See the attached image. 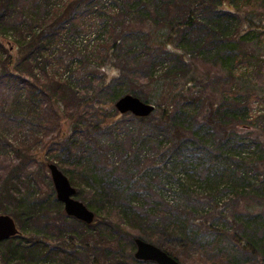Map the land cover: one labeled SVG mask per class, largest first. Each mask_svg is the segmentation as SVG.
Listing matches in <instances>:
<instances>
[{"label":"trees","instance_id":"16d2710c","mask_svg":"<svg viewBox=\"0 0 264 264\" xmlns=\"http://www.w3.org/2000/svg\"><path fill=\"white\" fill-rule=\"evenodd\" d=\"M74 1L76 0H67L68 3ZM171 1L118 0L120 4L118 6H116L117 4L112 7L108 6L109 11L107 12H105V6L95 4L91 11L81 18L80 15L67 16L70 5L62 3L60 0H41L39 4L42 6V14L40 16L37 13L40 10L39 5H36V8H33L32 11H26L31 0H0V38L3 39L0 40V203L6 196H14V199L8 198V201H10L8 207H2L1 204L0 214L10 215L17 227H21L20 222L28 213L25 211L30 210L25 195L36 184V179L27 176L25 166L37 164L40 152L44 151L51 154L55 151L54 144L59 143V141H54V139L64 136L60 120L66 116V113H64V110L61 111L58 101L60 100L63 107H66L69 100L66 99L64 92L61 93L53 89V86L58 87L61 85L62 89L64 86H69L67 78H63L58 73L61 69L73 68L74 76L78 79H86L87 77L89 79H101V86L97 87L95 92L103 91L104 94H107V98H101L98 94L94 97L89 95L83 101L74 103L72 105L73 109L67 115L70 122L72 120L77 122L82 117L80 111L85 110L84 107L82 108L83 104H85V107L100 106L103 111H106L102 122L109 118L107 113L114 111L112 116L116 122L120 120L122 114L130 115L136 121H142L151 115L137 117L128 112L121 114L116 111L114 103L124 94L139 97L138 95L143 93L140 99L152 104L154 106L153 112L156 110L161 120L168 121L176 102H180L184 107H192L189 103L199 97V95L194 94V88L197 87L199 82L207 84L213 76H234L232 74L233 67L249 62V59L252 58H255V61L252 62L259 68V71L264 68V14L253 7V0H213V5L203 4L198 7L202 11L201 15H198L195 10L192 11L198 3L194 1L189 5V10L176 23L161 21L157 18L161 14L156 13V3L159 5L160 2L158 10L160 13L166 12V18ZM120 12L124 13L122 19L117 15ZM140 12H144L145 18L142 17ZM36 20L38 23L34 24ZM192 25H205L203 41L206 49L202 57L209 60V62L204 68H198L192 59L194 50L191 48V41L184 38V35L178 37L179 26L184 28L181 31L197 27ZM135 31L144 33L146 45L151 50L153 49L152 52H158L159 54L173 53L184 64L188 65V69L175 75L170 74L166 69L165 71L164 69L157 70L156 66L152 64L158 62L159 59L157 56H152L149 57L150 61L148 60L147 63L142 64L148 67L152 65L149 73L135 75L139 89L130 88L127 90L123 88L124 82L121 80V70L114 64L112 53H114V48H117V50L120 48V51L128 53L124 44L128 34ZM110 35H115L114 37L117 40L110 43ZM225 39L230 45L241 44L247 51L249 49L254 51L256 48L261 47V52L251 56L246 52L242 58L248 60H243V62L235 58L233 66L228 58H220L218 62L211 55L210 46L219 41L223 42ZM9 41L14 44L16 57L11 49L6 48L4 45ZM74 41H77L80 46H72ZM129 58L133 62L140 59V55L131 53ZM248 71V69L239 71V74L233 77L232 85H229L227 90H219L218 87L208 85L210 89H205L200 95L205 99V108H208L205 113L207 122L211 121L210 116L213 109L220 108L223 104V96L232 94V97L238 95H248L247 98L258 97L257 94L246 92L249 88L247 83ZM225 87L226 85H224ZM53 90L59 94V99H55L57 96L54 98ZM82 102L83 104L80 105ZM248 108V105L243 104L242 106L235 101L234 116L231 114V117L237 123L230 124L229 130L235 133L240 131L251 133L258 140L257 148L249 152L246 143V145H233L234 148L228 149V141L223 137L219 142L223 144L220 148L222 152L232 157L234 168L233 166H227L226 171L217 178V182L211 179L209 172L202 177L203 179L194 178L188 173V166L175 170L174 175L166 173L164 176L171 175L170 178L162 179L168 182L170 187L173 186L175 193L183 195L190 192L191 195L202 194L208 197L210 195L218 196L222 191H233V196L237 201L229 214L219 212L222 209V201L219 204L218 200L213 204L210 202L202 207L203 213L200 217H197L198 221L201 222L200 224H204V227L215 231L216 242L224 236V233L219 229V223L216 227L214 226L215 224L212 223L213 218L215 216L219 218L222 215L223 223L221 225L223 224V226L225 221L230 224L236 221L241 227V231L230 233V238L240 248L251 252L261 261V264H264V248H260V245L264 246V214H262L264 211V180L260 178L258 172L264 167V162L261 160V156L256 161L253 158L256 152L264 151V125H258L257 119L251 117ZM224 110V113H230L227 108ZM117 116L119 117L115 118ZM236 117L239 118L236 119ZM107 125L106 127H108ZM176 126L171 129V133L175 141H181V138L186 135L185 131L188 127V125L186 126V118L176 119ZM221 130L222 136H228L227 131L223 128ZM114 142L119 143L120 141L115 140ZM72 147H75V142H70V148L72 149ZM75 148L79 150L77 147ZM97 150L98 154L102 153L99 148ZM123 150L127 154H130V151H132V154L134 152L130 146H123ZM83 152L86 154V151H82V155L74 161V164L84 156ZM132 154L130 156H134ZM50 160H54V158ZM244 160L253 162L251 169L246 166L242 167L246 165L243 164ZM239 162L241 163L238 167L237 163ZM60 165L62 167V164ZM91 167H93L92 164L87 161L76 165V168L92 173ZM239 168L241 169L239 170ZM232 169H235V172ZM12 172H15V177H12ZM143 173L144 175L141 176ZM136 174L142 179L147 178L146 170L141 172V169H139ZM254 175L255 177H253ZM66 176L71 185L76 186L73 174L69 172V175L66 174ZM198 191L202 193H197ZM132 193L136 197L137 195L142 197L139 190H134ZM103 194L104 191L99 193L101 197ZM75 195L79 196L76 189ZM13 201H15V205L12 203ZM82 203L88 207L87 202ZM90 206L93 207L91 204ZM158 206L159 204L154 203L146 212L145 210H143L144 212H135L131 202L123 204L124 213L129 212L127 218H124V213L116 214L114 210L110 211L111 214L115 213L112 217L118 221V224L123 223L127 229L135 232L132 233V238L127 240L131 251L128 252V260L121 257L120 260L113 261L114 264L150 263L151 261L138 260L134 257V239L147 236V241L152 243V241H156L158 234L169 235L172 238L175 243H171L169 240H160L158 246L181 264H204L209 253H211L210 256L213 255V258L223 262L224 257H222V253L218 254L219 247H217V243L208 246L204 242L188 241L187 236H190L187 235V222L179 219L170 210L171 207L165 208L163 206L159 208ZM98 209L102 208L96 206L95 211L93 210L94 218L92 222L84 223L83 227L93 225V222L97 220ZM45 223L49 224V221H40L37 228L29 233L26 232L28 231L26 228H21V231L18 229V235L0 243V249L5 251L4 259H6V263L10 259V261L14 260L16 264H43L44 262L78 264V258L73 259L70 257L71 251H67L69 248L76 247L75 243L84 246L97 245L100 249L114 247V243L111 242L112 239L107 237L109 241L106 238V240L104 238L102 240L100 238L96 239L95 236L85 234L83 231L77 232L76 237L68 238L65 245L59 242L58 244L53 243L55 246L49 245L46 242L52 243L55 238L53 241H48V238L43 234L53 231L50 227L46 229ZM123 229L125 228L123 227ZM141 229H145V232ZM155 233H157L156 236ZM171 235H177L181 241H177ZM60 237L61 235H58L56 239ZM62 246L68 249H61ZM259 249H262V254ZM124 258L127 261H123ZM97 261L91 256L87 260V264H95ZM100 262L101 260H99V264ZM80 263L85 264L86 261ZM105 263L111 264L112 262L105 259Z\"/></svg>","mask_w":264,"mask_h":264},{"label":"rangeland","instance_id":"374dc122","mask_svg":"<svg viewBox=\"0 0 264 264\" xmlns=\"http://www.w3.org/2000/svg\"><path fill=\"white\" fill-rule=\"evenodd\" d=\"M60 1L70 5V11L67 12V16L80 15L81 18L84 17V14L87 12L89 13L95 4L105 6V12L109 11L108 6L112 7L115 4H117L116 6L120 4L118 0H76L72 3H68L67 0ZM194 1L198 3L192 11L195 10L198 15H201L202 12L198 9L199 6L203 4L213 5V0H172L167 9V11H169L168 15L165 18L166 12H164V14L160 13L158 10L160 5L159 2V5L156 3V13L161 15L157 18L168 23H176L189 10V5ZM40 2L41 0H31L26 11H32L33 8H36V5H39L40 10L37 13L40 16L42 14ZM253 7L264 14V0H253ZM144 12H140V14L145 18ZM117 15H119L121 19L124 17L122 16L124 15L123 12ZM114 17L117 19L116 16ZM35 23H38L37 20L34 24ZM192 26L197 27L181 31L184 28L179 26L178 29H180V32L179 35H177L178 37L184 35V38L191 41V48L194 50L193 55L191 54L192 59L195 61V65L198 66V68H204L209 62V60L203 59L202 57L206 49L203 41L205 25ZM114 36L115 35H110V43L117 40ZM0 40L3 39L0 38ZM8 44L12 46L10 47ZM4 45L6 48L9 47L16 57V50L13 42L9 41L7 44L4 43ZM72 46L79 47L80 44L74 41ZM124 46L128 50V53L120 51V48L118 50L114 48V53H112V55L114 56V64L121 70L120 76L121 80L124 82L123 88L127 90L130 88L139 89L135 75L139 73H143L144 75L148 74L152 65L156 66L157 70L161 71L164 69L165 71L166 69L167 72L174 75L183 73L188 69V65L184 64V62L173 53L159 54L158 52H152L153 49L151 50L146 45L144 33L140 31L129 33ZM210 47V52L214 59L219 62L220 58H228V60H231L232 66L235 58L241 61L248 60L242 58L243 54L246 52H248L250 56L252 54L257 55L258 52H261V47L256 48L254 51L251 49L247 51L241 44L230 45L226 39ZM131 53H138L140 59L132 62L131 58H129ZM152 56H157L159 59L158 62L153 63L151 67L142 65L143 63H147L149 57ZM252 61H255V58L249 59V62L243 61V64H239L235 68L233 67L232 74L236 76L239 74V71L248 69L247 83L249 88H247L246 92L257 94L258 97L247 98L248 95L232 97V94L223 96V104L220 108L213 109L210 122H207L205 119V113L208 108H205V99L200 95H202L205 89L209 90V86L218 87L219 90L229 89V85L231 86L233 82L232 79L234 76L232 75H226V77L213 76L207 84L199 82L197 87L194 88V94L199 95V97H196L189 103L192 107H184L180 102H176L168 121L161 120L155 110L142 121H136L130 115L122 114L121 118H119L120 120L116 122L112 116L114 111H111L107 113L109 118L102 122L106 111H103L100 106L96 105L85 107V104L82 102L80 105L83 104L82 108H85L83 112L80 111L82 117L77 122H73V120L70 122L67 115H69L68 113L73 109L72 105H74V103L83 101V99L89 95L94 97L98 94L101 98H107V94H104L103 91L95 92L97 87L101 86V79H89V77L86 79H78L74 76L73 68L61 69L58 73L61 74L63 78H67L70 88L68 89L69 86H64L63 90L60 85L58 87L53 86V89L61 93L64 92L66 99L69 100L66 107H63L60 100L58 101L61 111L64 110V113H66V116L60 120L64 136L54 139V141H59V143L54 144L56 147L55 151L51 152V154L42 151L37 159V164L28 165V167L25 166V172L28 173L27 176L36 179V184L31 188V191L25 195L30 210L28 211L27 209L25 211L28 213H26L23 220L20 222L21 227L18 226V229L21 231V228H26L28 230L26 232H33L32 230L37 228L40 221H49V224H44L46 225L45 228L47 229L50 227L53 231L43 234L48 238V241H53L55 238V241L52 243L46 242L52 246H55L54 244H58V242L65 245L68 238L76 237L79 231H83L85 234H91L95 236L96 239L100 238V240L107 237L113 240L111 241L114 243L113 248L100 249L97 245L84 246L75 243L76 247L72 249L65 248L64 246H62L61 249H68L67 251H71L70 257L73 259L78 258V264H81V261L82 263L86 261L85 264H87V260L91 256L98 260L95 264H99V260H101L100 264H106L107 262L105 263V259L110 260L112 262L111 264H114L113 261L120 260L121 257H125L128 260V252L131 251L130 244L127 243V240L132 238L131 236H133L135 232L134 230L132 232L127 229L121 222V225L118 224V221L112 217L113 214L124 213L125 208L123 204L129 202H131V206L135 212H144L143 210L146 212L151 205L157 203L159 204V208L163 206L165 208L171 207L170 210L173 211L179 219L187 222V235L190 236H187L188 241L191 240L198 243L204 242L208 246L212 243L218 244V254L220 255V253H222V257H224L223 262L213 258V255L210 256L211 253H209L208 259L204 264H261V261H259L257 257L251 252L240 248L238 244L230 238V233H239L241 231V227L236 221L231 224L225 221L223 226V224L221 225V223H223L222 215L218 214L220 215L219 218L216 216L213 218L212 223L215 224L214 226L216 227L219 223L218 227L224 233V236L219 238L217 242L215 231L204 227V224H200L201 222L198 221L199 219L197 217H200L203 213L202 207L207 205V203L211 202V204H213L218 200L219 204H221L222 201V209L219 212L229 214L235 207L237 201L233 196V191H222L218 196L210 195L208 197L202 194L191 195L190 192L183 195L175 193L173 186L170 187V184L164 180L174 175L173 173L175 170L188 166V173L194 176V178L203 179L202 177L209 172V175L212 177L211 179L217 182V178L226 171L227 166H233L234 168L232 157L222 152L220 149L223 146V144L219 143L221 137L228 141V149L234 148L233 145H246V143L248 144L247 150H249V152L257 148L258 140L252 136L251 133H242L241 131L235 133L229 130L230 124L233 125L237 123L231 117V114L233 115V109L235 108V101L242 106L243 104L248 105L251 117L257 119L258 125H264V68L259 71V68H257ZM224 85H226L225 88ZM142 94L143 93L138 95L139 98L142 97ZM58 97L59 94L54 91V98L59 99ZM226 108L230 113H224V109ZM118 117L119 116L115 118ZM182 118H186V126L188 125L185 131L186 135L181 138V141H175L171 129L176 126V119ZM238 118L239 117H236V119ZM106 125L108 127H106ZM221 128L227 131L228 136H222ZM115 140L120 142L115 143ZM70 142H75V147L79 150L75 147L71 149ZM123 146H130L134 151L133 154L132 151H130V154H127V152L124 153ZM97 148H99L102 153L98 154ZM82 151H86V154L83 152L84 156L79 159V162L74 164V161L82 155ZM131 154L135 157L130 156ZM260 156L261 160L264 162V151L256 152L253 158L256 161ZM52 158H54V160H50ZM80 161L82 163L84 161L91 163L93 166L91 167L92 173L76 168V165L81 163ZM244 161L243 164L246 165L242 167L246 166L251 169L253 162L251 160ZM48 163L57 165L65 175H69V172L73 174L76 183V186H73L79 194V196H73L75 199L81 202H87L89 209L92 211L96 206L102 208L98 209L99 213L97 220L93 222L91 227H83V222L64 212L63 204L56 198L53 182L47 168ZM240 163L241 162L237 163L238 167ZM60 164H62V167ZM241 168H239V170ZM139 169H141V172L146 170V179L137 176L136 172ZM255 169L258 170L256 167ZM232 170L235 172V169ZM258 172L260 178L264 180V167ZM14 173L15 172H12V177H15ZM166 173H171V175L166 177L164 176ZM143 175L144 173L141 176ZM253 177H255V175ZM154 185L156 187H153ZM134 190L141 191L142 197H140V195L136 197L132 193ZM103 191L104 194L101 197L99 193ZM197 193L202 192L198 191ZM10 197L14 199V196L8 195L5 197L6 199L4 198L0 203V206L2 204V207H8L10 203L8 198ZM12 203L15 205V201ZM89 203L93 207H91ZM111 210H114L115 213L111 214ZM128 214L129 212L124 213V218H127ZM262 214H264V211ZM49 219L52 220L50 221ZM124 220L127 222L126 219ZM123 227L125 229H123ZM142 231L145 232V229ZM23 233H25V231H23ZM113 233L116 234L114 235ZM58 235H61V237L56 239ZM156 235L157 233H155V236ZM171 236L176 238L177 241L180 240V237L177 235ZM142 238L146 241L148 240L147 236H142ZM160 240H169L171 243H175L169 235L165 234H158L156 241H152V243L158 246V241ZM100 244L102 245V243ZM260 248H264V246L260 245ZM259 251L261 254L263 253L262 249H259ZM4 253L5 251L0 249V264H16L14 260L10 261V259L6 263ZM125 258L123 261H127ZM43 264L54 263L44 262ZM148 264L156 263L151 261Z\"/></svg>","mask_w":264,"mask_h":264},{"label":"water","instance_id":"95a60500","mask_svg":"<svg viewBox=\"0 0 264 264\" xmlns=\"http://www.w3.org/2000/svg\"><path fill=\"white\" fill-rule=\"evenodd\" d=\"M114 106L119 113L129 112L138 117L147 116L154 110L152 104L131 94L120 96L115 101ZM47 168L53 182L56 198L63 204L65 213L80 221L90 223L94 213L73 197L75 189L67 176L54 163H48ZM17 232L14 219L8 214H0V242L14 236ZM134 243V257L138 260L154 261L157 264H181L164 250L142 238H135Z\"/></svg>","mask_w":264,"mask_h":264}]
</instances>
